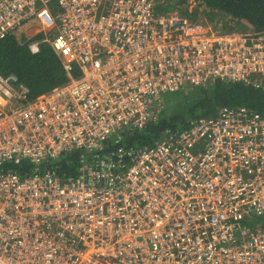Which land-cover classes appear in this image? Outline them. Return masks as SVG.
Listing matches in <instances>:
<instances>
[{
  "label": "built area",
  "instance_id": "built-area-1",
  "mask_svg": "<svg viewBox=\"0 0 264 264\" xmlns=\"http://www.w3.org/2000/svg\"><path fill=\"white\" fill-rule=\"evenodd\" d=\"M157 5L0 0V41L36 24L30 51L50 43L69 76L32 98L0 73V264H264V223L250 224L264 217L261 113L223 106L151 147L95 156L167 93L217 79L264 90L263 30ZM75 151L74 171L59 167ZM22 161L30 175L6 169Z\"/></svg>",
  "mask_w": 264,
  "mask_h": 264
},
{
  "label": "trees",
  "instance_id": "trees-1",
  "mask_svg": "<svg viewBox=\"0 0 264 264\" xmlns=\"http://www.w3.org/2000/svg\"><path fill=\"white\" fill-rule=\"evenodd\" d=\"M202 2L206 9L203 18L218 27L219 19H226V28L240 30L244 22H249L258 30L264 31V0H196ZM187 4V5H186ZM168 7L180 8L185 15L202 16L197 13L187 0H164L162 10ZM164 10V11H165ZM229 23L233 25L228 26ZM244 26V25H243ZM222 30L227 31L228 29ZM0 41V73H15L22 83L29 88L30 97L46 92L53 87L66 83L69 79L64 69L62 58L48 42L41 45L40 52L34 54L28 45L33 38L24 29L15 30ZM78 71L74 70L73 75ZM223 106H246L264 116V90L253 83L210 81L207 84L188 87L186 90L167 93L157 111L156 118L143 128H127L121 137H114L105 143L103 149L95 156L117 154L119 148L135 150L155 145L173 132H178L202 116H214ZM181 111V113H180ZM80 151L69 152L57 159L63 170L74 171ZM87 156L94 154L87 153ZM124 162L129 163L128 156ZM76 165V166H75ZM6 169H13L22 176L33 172V165L28 161L11 163ZM264 223L261 218H254L251 225ZM248 224V221L246 222Z\"/></svg>",
  "mask_w": 264,
  "mask_h": 264
},
{
  "label": "rangeland",
  "instance_id": "rangeland-1",
  "mask_svg": "<svg viewBox=\"0 0 264 264\" xmlns=\"http://www.w3.org/2000/svg\"><path fill=\"white\" fill-rule=\"evenodd\" d=\"M188 2V5L192 6L194 8V10H197V13L198 14H203V11L206 9L205 5L200 2V1H196V0H187ZM157 10L159 12H164V10H162V5L164 4V0H157ZM187 5V4H186ZM172 9V7H168V10ZM204 15V14H203ZM200 16V17H203ZM223 18L219 19L220 22L218 24V27L219 29H223L225 26H226V19L222 20ZM233 25V23H229L228 26H231ZM226 28V27H225ZM20 29H25L26 30V33H28V35H30L31 37H35L36 35L34 34L36 31H37V25H24L23 27H21ZM228 30H230V28H226ZM16 31H14L13 33L15 34ZM181 113V111H180ZM261 218V221L264 220V217H260Z\"/></svg>",
  "mask_w": 264,
  "mask_h": 264
},
{
  "label": "crops",
  "instance_id": "crops-1",
  "mask_svg": "<svg viewBox=\"0 0 264 264\" xmlns=\"http://www.w3.org/2000/svg\"><path fill=\"white\" fill-rule=\"evenodd\" d=\"M245 23V22H244ZM244 23H243V25H244ZM247 23V22H246ZM243 25H242V27H243ZM245 26H246V24H245ZM246 27H248V23H247V26ZM36 37H38L37 35H36Z\"/></svg>",
  "mask_w": 264,
  "mask_h": 264
}]
</instances>
